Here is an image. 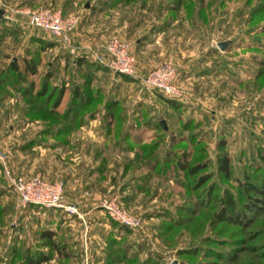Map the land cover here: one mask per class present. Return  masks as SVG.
I'll return each mask as SVG.
<instances>
[{
	"label": "rangeland",
	"instance_id": "1",
	"mask_svg": "<svg viewBox=\"0 0 264 264\" xmlns=\"http://www.w3.org/2000/svg\"><path fill=\"white\" fill-rule=\"evenodd\" d=\"M0 9L5 12L0 18L3 75L13 61L21 71L25 60L36 63V76L28 80L37 91L48 74L41 101L52 103L63 89L61 112L75 88L85 89L90 97L97 93L98 98L83 111L93 114L84 125L90 127L82 126L70 136L64 161L63 156L51 161L61 159L64 170H70L68 175L82 168L92 171L94 158L87 151L91 147L83 142L89 137L96 141L99 135L110 139L102 144L112 152L108 162L116 165L121 188L102 196L99 203L117 197L122 208L141 220L136 229H114L104 214L111 229L106 238L128 244L131 256L137 257L132 264L149 256L158 257V264H207L220 255L234 254L236 261L221 264H264V0H0ZM39 9L78 17L71 42L74 48L87 46L102 54L112 39L127 44L137 57L132 53L139 77L172 67L181 96L169 98L146 89L139 79L110 72L96 64L88 49L83 53L65 48L48 32L29 25L26 11ZM77 34L86 45L77 42ZM223 42L229 44L221 51L217 45ZM7 93H13L11 87L0 88V98ZM107 102L113 106L110 124L105 120ZM25 105L20 96L0 104V158L6 157L5 164L14 175L18 174L12 154L18 148L29 150L28 142L36 138L57 141L39 136L44 124L28 121ZM141 149L146 151L142 155ZM221 152L230 160L229 179L217 170ZM157 157L161 165L167 158L174 165L199 164L201 171L175 173L172 162L154 170L151 165ZM2 170L0 164V264H9L13 252L22 258L26 250L40 247V214L64 215L39 207L22 209ZM172 174L180 177L178 184ZM68 175L63 173L59 181L43 178L62 183L65 195ZM201 176L205 177L202 185L198 184ZM239 183L256 184L261 192L245 193L248 185ZM129 186L131 191L123 196L121 190ZM225 191L240 203L248 197L258 200L260 208L245 226L214 220ZM168 212L172 218L166 216ZM100 238L91 250L102 247V253L93 254L88 246L85 264H101V259L104 264L107 242ZM75 247L81 255L79 249L85 245ZM50 264L77 262L53 255Z\"/></svg>",
	"mask_w": 264,
	"mask_h": 264
},
{
	"label": "trees",
	"instance_id": "2",
	"mask_svg": "<svg viewBox=\"0 0 264 264\" xmlns=\"http://www.w3.org/2000/svg\"><path fill=\"white\" fill-rule=\"evenodd\" d=\"M62 15L66 17V15ZM1 42L2 39L0 38V43ZM13 62L11 63L6 75H3V73L0 72V88H3L4 86L11 87L13 95H9V93H7L4 97H1L0 104L9 97L13 98L20 96L24 104H26L24 114L27 117V120L37 121L40 123L42 122L44 124V128L39 132V136L41 138L54 137L61 145H68L70 136L80 127L86 125L91 118H93L91 117L93 114L83 111L90 107L92 101L94 102L95 99L98 98L97 93L90 97L85 89H80L79 87L75 88L71 93V97L65 109L61 112L59 111L58 106L61 101L63 89H60L56 100H54L52 103L48 102L47 100L41 101V94L47 87L50 76L47 74L45 79L42 81L41 88L37 91H34V83L32 80L29 81L27 77L33 78L36 76V63L31 64V61L25 60L24 68L21 71L18 69V65ZM96 64L98 65V63ZM120 76L128 78L124 75ZM112 107L113 106L109 105L108 102L105 104V120H108L107 123L109 124L113 114ZM42 142H44L42 139H33L32 141L28 142L26 148L39 146ZM223 147V145L220 146V149H223ZM141 151V155L146 152L144 149H141ZM138 154L136 153L135 157H137ZM157 158L151 165V168L154 170L158 166L167 167L168 163L172 162V167L174 170H176L175 173L186 172L188 175H193L196 174V172L201 171L199 170L201 167L199 164L194 167H188V165H186L184 162H177L174 165L173 161H167L166 158V160L163 162L164 164L161 165L159 157ZM216 160L218 173L224 179H229L231 169L230 160L227 154L224 152L219 153ZM174 166L176 168H174ZM172 178L177 184L179 183L178 180L180 177L173 176ZM204 182L205 177L201 176L199 178L198 184L202 185ZM239 185L240 187L242 185H248L246 188L247 191L245 189L243 191L245 193L260 194L261 192V189L256 184L252 185L248 183H239ZM257 202L258 200L256 198L248 197V200L245 198V201L240 203L230 191H225L220 201V207L214 212L213 218L219 223H229L231 225L243 227L250 221L251 214H254L259 210L260 207ZM166 216H170L172 218V214L169 212L166 214ZM111 222L114 229H116L118 226L129 230L128 228L120 226L113 221ZM38 238L41 248L38 247L35 250H26L22 258L21 253L13 252L12 254L14 257L11 258L9 264H50L53 260V255H56V257L63 261H70L75 258V255L73 254V244L70 243V240L66 239L65 237L58 236L56 231L50 229H41L40 233L38 234ZM105 241L107 242V247L103 252L104 264H132L136 260V255L131 256V247L128 244L124 246L118 245L119 243L115 241V238H106ZM44 249L47 251L45 252ZM157 258L158 257L149 256L146 257L142 262L139 261L135 264H158ZM215 260L216 261L207 264H221L223 262L232 263L237 260V254L232 256L230 255L228 257H223L220 255V257H217Z\"/></svg>",
	"mask_w": 264,
	"mask_h": 264
},
{
	"label": "crops",
	"instance_id": "3",
	"mask_svg": "<svg viewBox=\"0 0 264 264\" xmlns=\"http://www.w3.org/2000/svg\"><path fill=\"white\" fill-rule=\"evenodd\" d=\"M77 36H79L77 42L79 44L86 45V40L84 37L78 34ZM80 46L81 47H79V50L85 53V50L83 49L88 47L82 45ZM94 47L97 48L96 46ZM132 53L136 57L133 50ZM138 69L137 63V71H139ZM143 76H146V74L141 75V77ZM90 125L91 124H89L87 127L84 126L81 129L89 128ZM48 140L42 142L39 146L30 148L29 150H23L20 147L12 154V157L14 158L12 163L14 164L15 172L18 175L30 176L41 174L43 177L51 181L61 180L63 178V173L68 175L70 170H68V168L64 170L65 166H63L64 164L61 162V159H59L60 162L51 161V158H61V156H63L62 161H64V156H66L67 153L65 148L66 146L61 145L57 141L51 143V139ZM109 140L110 139H108V137H102L99 135L96 141H94V137H89V140L84 141V144L87 143V145H90L91 147L90 149H87V151L92 152L93 154L94 169L92 171L86 172L83 171L82 168V171H79L78 173H74L72 171L69 173L70 175H68V181H70V184L69 186L66 184V199L69 202L79 205L84 216L83 219L79 220L75 217L66 216L59 217L58 215L57 217L55 213L56 211H54L55 215L48 211H44L43 214L39 215L41 218H43L41 221L43 224L40 225L41 229H50L56 231L58 236L65 237L66 239L70 240L69 242L76 246L75 248L78 246L79 248H82L83 245H85L84 249H79L81 255L76 253L77 249H73V254L75 255L74 260L77 262V264H85L87 261H89L87 256L84 257V254H87L88 246H90L89 248L91 253H102V247H99L100 250H91V247L98 245V240H101L100 237H102V241L104 243L106 235L111 233V229H108L109 225L107 220L104 218L106 216L99 206V200L102 196L114 189H116L115 191L117 192L121 188V186L117 184L118 182L115 177V175L118 173L116 165L113 166L112 163L108 162V157H110V154L112 155V152L107 150V148L103 145ZM102 141L104 142L103 144ZM104 160H107V165ZM120 173H122V171ZM65 182H67V180H65ZM130 191V186L127 187V189L125 188L121 190L123 196H128V192ZM86 193L89 194L88 197L84 196ZM30 207L37 208L36 206ZM82 250H86L83 251V255ZM102 261L103 260L101 259V264ZM97 264H100V262Z\"/></svg>",
	"mask_w": 264,
	"mask_h": 264
},
{
	"label": "built area",
	"instance_id": "4",
	"mask_svg": "<svg viewBox=\"0 0 264 264\" xmlns=\"http://www.w3.org/2000/svg\"><path fill=\"white\" fill-rule=\"evenodd\" d=\"M25 14L28 17L30 26L48 32L60 41L65 48L72 51L79 50L71 44L72 35L78 26V17L74 15L64 17L61 11L51 9L27 10ZM87 49L84 48L83 50ZM87 51L96 63L114 74L139 79L146 89L159 92L172 99H178L181 96L172 67L166 65L144 77H139L136 71L135 57L132 55L129 46L117 39L110 40L102 54L90 48ZM5 158H0L3 177L16 194L22 209L36 206L44 210L57 211L66 217L83 219L84 216L80 207L67 201L62 183L46 181L40 175H14L6 166ZM99 206L108 219L120 226L133 230L139 227L141 223L138 216L127 212L121 207L117 197L103 199L100 201Z\"/></svg>",
	"mask_w": 264,
	"mask_h": 264
},
{
	"label": "water",
	"instance_id": "5",
	"mask_svg": "<svg viewBox=\"0 0 264 264\" xmlns=\"http://www.w3.org/2000/svg\"><path fill=\"white\" fill-rule=\"evenodd\" d=\"M4 13V10L0 9V18L4 16ZM228 44V42L219 43L217 47L219 48V50L224 51L227 48ZM161 125L165 128L164 122H161ZM172 264H175V262H173Z\"/></svg>",
	"mask_w": 264,
	"mask_h": 264
}]
</instances>
